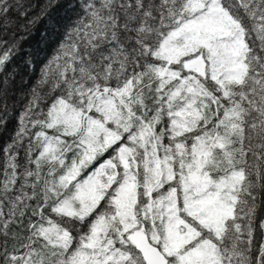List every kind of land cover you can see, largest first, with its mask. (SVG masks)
Wrapping results in <instances>:
<instances>
[{"label": "snow or ice", "instance_id": "obj_1", "mask_svg": "<svg viewBox=\"0 0 264 264\" xmlns=\"http://www.w3.org/2000/svg\"><path fill=\"white\" fill-rule=\"evenodd\" d=\"M59 3L0 0V264H264V0H64L10 106Z\"/></svg>", "mask_w": 264, "mask_h": 264}, {"label": "trees", "instance_id": "obj_2", "mask_svg": "<svg viewBox=\"0 0 264 264\" xmlns=\"http://www.w3.org/2000/svg\"><path fill=\"white\" fill-rule=\"evenodd\" d=\"M29 2L36 5L35 11L32 15L41 12L40 5L44 3V0H29ZM56 3V0H53ZM74 19V13L67 11L64 0H60L59 6L52 7L48 12V16L39 21L34 31L29 38L24 42L22 51L19 56H16L13 64L18 67H12V72H19L14 78L13 91L16 95H12L9 98V104L11 106L12 101L17 100V96L28 89L35 86L41 74V69L55 54L56 47L63 37L65 28ZM52 22H55V29L52 26ZM30 58L31 66H25V58ZM20 77H23V83H21ZM23 101H18L17 105L10 107V115L13 117L8 124V131L11 132L16 124L15 116L20 111L19 104ZM7 138V136H5Z\"/></svg>", "mask_w": 264, "mask_h": 264}]
</instances>
